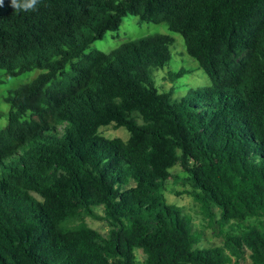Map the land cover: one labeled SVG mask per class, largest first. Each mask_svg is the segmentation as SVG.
<instances>
[{"label": "trees", "instance_id": "obj_1", "mask_svg": "<svg viewBox=\"0 0 264 264\" xmlns=\"http://www.w3.org/2000/svg\"><path fill=\"white\" fill-rule=\"evenodd\" d=\"M126 16L179 34L210 84L157 86L167 35L87 52ZM0 71V85L39 71L3 98L0 264H264L262 223L230 225L264 218V0H4ZM166 193L192 198L223 245L199 247ZM85 217L107 234L72 225Z\"/></svg>", "mask_w": 264, "mask_h": 264}, {"label": "rangeland", "instance_id": "obj_2", "mask_svg": "<svg viewBox=\"0 0 264 264\" xmlns=\"http://www.w3.org/2000/svg\"><path fill=\"white\" fill-rule=\"evenodd\" d=\"M157 35H167L174 39L170 46L171 61L163 70H154L153 75L156 78L157 86L164 91H168L171 87H177L179 90L177 96L181 95V92L190 88H203L210 84L208 77L204 72L197 67V64L192 60L185 52L183 38L177 34L168 30L164 23L153 24V23H139L138 18L134 16H126L122 19L119 29L115 32H108L102 40L93 42L87 52L92 50H99L103 53H110L122 44L138 40L141 38L154 37ZM179 69L187 71L185 75L177 79L176 82L171 83L168 79V73H176ZM3 72L0 71V75ZM39 75V71H33L20 75L15 78H11L5 81L4 84L0 85V129L7 124V113L9 111L8 105L4 102L3 98L8 90H14L19 85L29 83L31 80ZM103 137L107 139L120 138L126 141L129 137L128 132L123 129H113L111 127L103 128L100 130ZM174 176L184 179V173L179 166L174 167L171 170ZM169 189L182 191L184 189L181 185H175L170 183ZM166 200L173 205L178 206L182 213L189 216L192 228L202 233V239L198 244L199 247L210 248V247H221L223 245V238L219 233V227L217 224L213 226L209 225V221L202 217L198 205L187 195L175 196L173 193L165 194ZM98 215L102 216V212L97 210ZM219 216L217 215V218ZM262 223L264 226V218L254 219L247 218L243 223L232 222L230 225L234 229V232H239L248 225H256ZM73 226L84 225L101 235L105 236L109 230L108 225L102 220H96L91 217H85L82 221H75L72 223ZM225 229H228L226 227ZM136 258L139 261L144 259V255L141 251H136ZM234 262V259H232ZM234 264H250V260L245 254L238 263Z\"/></svg>", "mask_w": 264, "mask_h": 264}, {"label": "clouds", "instance_id": "obj_3", "mask_svg": "<svg viewBox=\"0 0 264 264\" xmlns=\"http://www.w3.org/2000/svg\"><path fill=\"white\" fill-rule=\"evenodd\" d=\"M4 3V0H0V6H2ZM38 3V0H26L24 3H18V0H12V6L16 8H23L24 10H34L36 4Z\"/></svg>", "mask_w": 264, "mask_h": 264}]
</instances>
